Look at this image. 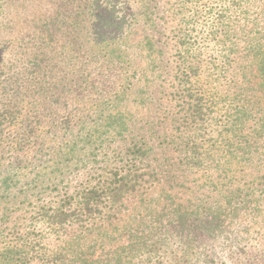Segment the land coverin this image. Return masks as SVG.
<instances>
[{
	"label": "rangeland",
	"instance_id": "obj_1",
	"mask_svg": "<svg viewBox=\"0 0 264 264\" xmlns=\"http://www.w3.org/2000/svg\"><path fill=\"white\" fill-rule=\"evenodd\" d=\"M76 1L70 6L62 0H7L3 12L0 11V99L15 100L16 106L19 105L18 110L14 108L21 115L19 120L28 119L31 126L19 125L8 135L27 141L24 160L32 163L33 168L38 167L27 172L22 183L9 195L0 193V252L19 234L27 231L39 234L35 217L41 206H55L67 192L72 194L83 184L107 174L113 168L107 166H115L118 160L125 159L128 150L135 145L151 150L145 164L141 165L142 173L146 174V187L131 198V202L140 206V211L133 215L135 218L129 220L135 230L143 223L151 224L149 208L160 211L168 203L167 210L171 201L192 212L199 205L224 206L229 198L259 192L264 186V143L261 155L248 163H242V156L228 157L206 172L187 171L182 165L183 157L178 148H181V139L187 137L188 106L180 100L176 83L181 63L176 1L113 0L110 11L126 19L122 33L127 38L123 48L131 54L128 69L82 63L83 55L75 51H80L84 43H73L76 36L79 41L83 37L78 35V30L75 36H69L67 30L55 28V37L50 42L48 33L38 27L46 17L55 19L60 14L67 22L87 20L91 15L86 12L104 2ZM227 1L232 4L229 15L234 23H242L238 60L245 54L249 38L255 34L264 37V0H245L243 7L242 0ZM80 8L84 11L82 17L77 16ZM145 12L149 15L147 24L146 17L141 18ZM132 17L139 19L134 27L130 23ZM81 25L84 28L83 22ZM146 37L153 45L144 49ZM35 59L41 62V68L34 69ZM251 81V85H242V73H235L229 80L222 81L219 89L222 94L230 92L238 101L242 100L243 90L246 95L256 94L264 106V77L251 78ZM252 89L256 91L252 93ZM117 92L120 97L111 104ZM102 103L105 112L100 114L97 105ZM67 121L72 123L69 129L74 132L84 130V137L77 145L69 146L72 153L67 159L52 157L51 134L57 130L63 140L67 131L62 128ZM114 121L125 127L111 130L107 124ZM97 122L100 128L95 127ZM30 128H34V133L25 137ZM89 131H95L92 137L87 136ZM71 137L72 133L64 144ZM156 168L158 174L152 171ZM168 214V211L161 213L160 223L164 227L171 224ZM246 225L242 219V227H235L234 235L238 239L243 236ZM256 229V239L246 249L248 257L242 264H264V224ZM128 242V239L118 240L112 245L115 248ZM88 251L91 254L88 257L92 256L90 260L100 259L101 250L94 254L93 249Z\"/></svg>",
	"mask_w": 264,
	"mask_h": 264
},
{
	"label": "trees",
	"instance_id": "obj_2",
	"mask_svg": "<svg viewBox=\"0 0 264 264\" xmlns=\"http://www.w3.org/2000/svg\"><path fill=\"white\" fill-rule=\"evenodd\" d=\"M75 1L62 0L70 6L77 3ZM175 1L180 19L178 56L181 62L176 83L180 100L188 106L187 137L181 139V148H178L183 157L182 165L187 171L206 172L228 157L242 156V163L251 162L261 155L260 148L264 143V106L256 94L246 95L244 90L239 101L230 92L222 94L219 84L235 73H242V85H251V78L264 77V37L255 34L249 38L244 47L245 54L237 60L242 23H234L229 15L233 10L229 1L221 0L220 4L215 0ZM6 2L0 0L1 12ZM112 2L104 0L95 9H89L86 13L91 16L87 20L67 22L60 14L55 19L46 17L38 27L48 33L50 42L55 37V28L67 30L69 36H75L78 30V35L83 37L79 41L76 36L73 43H84V46L80 45V51H75L83 55L82 63L128 69L131 54L123 48L127 38L122 33L126 19L110 11ZM81 11L78 17L84 15ZM142 17H146L147 24L148 13ZM138 21L137 17L134 20L132 17V27ZM151 45L152 40L146 37L143 48ZM32 63L34 69L41 68L37 59ZM255 91L252 89V93ZM119 97L117 92L110 103ZM16 105L15 100L0 99V193L4 195H9L20 185L27 172L38 168L24 160L27 141L8 135L19 125L25 127L27 123L26 127H31L28 119L19 120L21 115L15 112L14 108H19ZM104 107V103L97 105L100 114L105 112ZM22 111L25 113L23 108ZM117 123L114 121L107 126L113 131L125 127ZM71 125L67 121L62 128L67 131L63 140L57 130L51 134L53 149L50 156L67 159L72 153L69 146L77 145L84 137V130L80 128L74 132L69 129ZM95 127L100 128V124L97 122ZM92 132L95 131L87 132V136L92 137ZM33 133L34 128H30L25 137ZM71 133V139L64 144ZM150 152L144 146L135 145L128 150L125 159L118 160L115 166H107L113 167L107 174L83 184L72 194L67 192L55 206H41L35 217L39 234L34 233L35 237L29 231L19 234L0 252V264H242L248 257L246 249L256 239V228L264 224V186L259 190L260 196L259 192L252 191L242 197L229 198L224 206L199 205L188 212L171 201L167 210L168 203L160 211L149 208L151 224L143 223L135 230L129 220L135 218L133 215L140 211V206L131 202V198L146 187V174L142 173L141 165L145 164ZM152 171L156 172L157 168ZM165 211L169 212L171 224L164 227L160 220ZM242 219L247 225L238 239L234 229L242 227ZM125 239L129 241L127 244L113 247L112 243ZM91 249L93 254L102 251L100 259L90 260L92 256L88 257L91 255L88 250Z\"/></svg>",
	"mask_w": 264,
	"mask_h": 264
}]
</instances>
